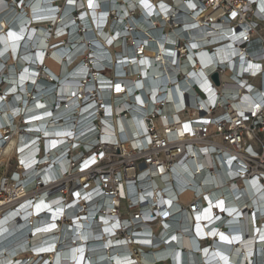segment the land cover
Wrapping results in <instances>:
<instances>
[{
  "label": "bare ground",
  "instance_id": "bare-ground-1",
  "mask_svg": "<svg viewBox=\"0 0 264 264\" xmlns=\"http://www.w3.org/2000/svg\"><path fill=\"white\" fill-rule=\"evenodd\" d=\"M195 7L192 0H91V6L90 0H0V264H123L131 258L137 264H264V186L247 175L233 179L237 171L229 167L228 151L223 161L197 143L193 156L171 172L164 173V165L160 174L149 170L154 177L148 184L143 173L142 193L159 190L167 201L179 195L186 203L198 198V210L178 213L164 226L138 215L142 226L128 235L136 243L105 224L107 205L118 199L105 197L98 181L73 195L47 191L68 177L83 181L100 168L104 158L97 155V163L81 172L70 158L82 153L86 159L99 133L108 148L125 152L148 143L152 136L140 134L149 126L161 137L184 138L186 112L178 110L181 94L196 91L191 83L206 89L210 102L222 103L224 96L201 81L210 62L225 58L231 70L223 78L234 77L235 49L224 45L205 54L209 40L194 26L202 24ZM177 10L185 12L187 30L166 21ZM228 26L216 25L223 37L231 33ZM181 37L189 40L180 66L169 55ZM177 73L186 77L179 81ZM225 89L233 97L239 91L237 85ZM238 96L233 106L248 109L253 95ZM153 108L159 116L149 119ZM40 133L47 137L46 154L37 146ZM41 179L49 182L40 187Z\"/></svg>",
  "mask_w": 264,
  "mask_h": 264
},
{
  "label": "built area",
  "instance_id": "built-area-1",
  "mask_svg": "<svg viewBox=\"0 0 264 264\" xmlns=\"http://www.w3.org/2000/svg\"><path fill=\"white\" fill-rule=\"evenodd\" d=\"M192 1L199 11L198 14L202 15V24L195 23L194 26L201 28L198 35L203 34V37L209 40L204 45L206 47L205 54L211 55L216 48L224 45H229V48L235 49V55H232L231 59L235 57L236 63L234 66H237L238 70L233 72L234 77L230 75L228 79L223 78L225 70L229 67L228 60L225 58L226 60L223 61L219 59L210 62L208 65L210 67L206 72L207 77L201 81L202 85L210 88V91H215L219 98L224 96L222 103L210 102L211 99H208L209 93L206 92V89L201 88L198 82H193L190 86L195 88L196 91L190 94L189 91L185 90L180 97L183 105L178 111L185 110L186 112V117L182 121L184 138L161 137L154 126H149L145 127L143 134H140V137L152 136V138H149L148 143L140 148L132 146L131 151L125 152L119 146L113 149L108 148L110 143L103 141L99 133L92 143L95 150L87 155L86 159L83 158L82 153L77 158H74V156L70 158L73 162L78 160V169L76 170L81 172L90 169L92 165L97 163V155L99 159L104 158L100 168L92 169V172L83 181H80L79 177H68L47 189L49 193L57 192V190L64 192L65 189L67 195H73L79 188L87 187L90 182L96 183L98 181L96 184L104 191L105 197L111 199L117 197L118 199L117 202L107 205L109 220L105 224L109 223L108 226L106 225L107 227H115L122 237L128 236L130 231L142 226L140 224L142 218H137L138 215L140 217L145 215L147 220H143V222L147 224H161L164 226L169 219L174 218L178 213L190 212L193 215L194 211L198 210V198L186 203L178 195V197L167 201L165 199L166 193H161L159 190L153 191L154 189L142 193V186L140 185V181L143 180L141 179L143 173L146 172L145 178H147L143 181L148 184L146 181L154 177V173L149 172V170L155 168L160 174L159 167L164 165V173H169L173 165L185 161L189 156L192 157L191 150L195 148L197 143L207 146L210 154H216L223 161L228 156L225 155L226 151L229 154L231 153L229 167L237 171L236 176L232 177L233 179H240L247 175L248 178H257L261 186H264V2L261 8L262 0ZM195 8L191 10H195ZM166 9L165 12L168 13L171 7L168 6ZM234 13L235 15H233ZM185 15V12H178L177 10L165 16V18L170 27H183L187 30V23H182ZM222 23L229 25L231 31L229 36L225 35L223 37L220 28L216 27V25ZM188 40L189 38L181 37L179 41L172 43L171 49L174 55L171 52L169 58L171 59L174 56L173 64L180 61L181 66V62L186 59ZM191 47L194 50L198 48L196 46ZM196 54L197 50L194 52V61H198ZM222 63L226 64L222 65ZM229 69L231 70L230 67ZM214 72L218 74L217 84L211 78ZM177 76L180 77L179 81L186 77L184 73H177ZM230 85H237L239 88L235 97L232 96V89L228 91L225 89ZM259 89L262 95L254 96ZM240 92H249L250 95H253L248 109L239 110L232 104V101L239 99L238 94ZM161 101L162 99L157 100L158 106L162 105ZM153 111V114L148 115L149 119L159 116L157 109L153 108ZM216 111L219 113L212 116ZM98 113L100 117H103L101 110ZM209 125H212L213 128H210ZM101 131H103L102 128ZM39 139H42V141L37 143V146L41 145L43 153L46 154L48 152L46 134L40 133ZM211 146H213V149H210ZM66 154L65 156H68V151ZM240 157L243 162L239 160ZM90 159L92 161L85 166V162ZM207 172L205 170V173ZM67 174L64 173V175ZM1 176L3 177L4 173L0 169ZM7 176L8 174L5 177L7 178ZM39 176H36V178ZM56 179L54 178L53 181ZM48 182L41 179L38 183L40 187H44ZM127 185H132L134 190L132 186L131 190L126 188ZM135 193L138 196L141 193L143 196L139 197V200L133 201L131 197ZM3 197L4 189L2 187L0 188V202L4 200ZM4 205L6 204L2 206ZM134 207H137V209L132 210ZM132 224L135 225L132 226ZM127 239L126 242L136 243L132 235L128 236ZM131 263L137 264V260L131 258V260L123 262V264Z\"/></svg>",
  "mask_w": 264,
  "mask_h": 264
},
{
  "label": "water",
  "instance_id": "water-1",
  "mask_svg": "<svg viewBox=\"0 0 264 264\" xmlns=\"http://www.w3.org/2000/svg\"><path fill=\"white\" fill-rule=\"evenodd\" d=\"M211 78L213 79V81L217 84L218 83V74L216 72H214L211 75Z\"/></svg>",
  "mask_w": 264,
  "mask_h": 264
},
{
  "label": "rangeland",
  "instance_id": "rangeland-1",
  "mask_svg": "<svg viewBox=\"0 0 264 264\" xmlns=\"http://www.w3.org/2000/svg\"><path fill=\"white\" fill-rule=\"evenodd\" d=\"M71 9H72V8H70L69 10H71ZM12 162H13V159H11L10 163H12ZM13 163H14V162H13ZM8 169H10V168H8ZM4 171H5V166H2V168H1V172L4 173ZM239 230H240V229H239ZM239 230H238V231H239ZM246 232H247V230L245 229V234H247Z\"/></svg>",
  "mask_w": 264,
  "mask_h": 264
},
{
  "label": "snow or ice",
  "instance_id": "snow-or-ice-1",
  "mask_svg": "<svg viewBox=\"0 0 264 264\" xmlns=\"http://www.w3.org/2000/svg\"><path fill=\"white\" fill-rule=\"evenodd\" d=\"M70 2H71V0H70ZM90 6H91V0H90ZM233 15H235V13ZM9 35H12V33H9ZM117 90H119V86H117ZM185 127L187 128V125Z\"/></svg>",
  "mask_w": 264,
  "mask_h": 264
},
{
  "label": "crops",
  "instance_id": "crops-1",
  "mask_svg": "<svg viewBox=\"0 0 264 264\" xmlns=\"http://www.w3.org/2000/svg\"><path fill=\"white\" fill-rule=\"evenodd\" d=\"M115 49H117V47H114ZM248 187H251L250 185H248ZM183 226V225H182ZM184 227V226H183ZM185 227H186V225H185ZM233 235H231V237H232ZM233 238V237H232ZM115 252V251H114Z\"/></svg>",
  "mask_w": 264,
  "mask_h": 264
}]
</instances>
